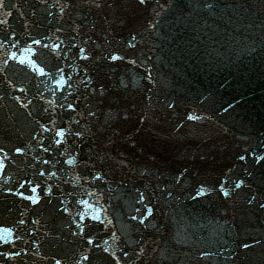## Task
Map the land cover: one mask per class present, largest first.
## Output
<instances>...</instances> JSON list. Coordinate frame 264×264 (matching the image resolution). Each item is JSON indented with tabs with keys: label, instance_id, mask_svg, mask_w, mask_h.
<instances>
[{
	"label": "water",
	"instance_id": "1",
	"mask_svg": "<svg viewBox=\"0 0 264 264\" xmlns=\"http://www.w3.org/2000/svg\"><path fill=\"white\" fill-rule=\"evenodd\" d=\"M263 64H264V0H253Z\"/></svg>",
	"mask_w": 264,
	"mask_h": 264
},
{
	"label": "snow or ice",
	"instance_id": "2",
	"mask_svg": "<svg viewBox=\"0 0 264 264\" xmlns=\"http://www.w3.org/2000/svg\"><path fill=\"white\" fill-rule=\"evenodd\" d=\"M4 6H5L4 0H0V7H4ZM13 7H15V6L13 5ZM8 15H11V13L9 12ZM4 22H6V21H0V23H4ZM35 43H36V44H40V41H39V40H36ZM53 47L55 48V47H58V46H57V45H53ZM117 58H118V57L115 56V55H113V56L111 57V59H113V60H115V59H117ZM41 72H43V69H41ZM67 107H68V108H73L74 106H73L72 104H68ZM56 135H58V136H63V135H64V129L61 128V129L56 133ZM76 135H80V133L77 132ZM56 143H57V144H60L61 141H60V140H56ZM16 151H17V152H22V149L19 148V147H17V148H16ZM240 159H244V157H240ZM69 163H71V161H69ZM0 166H2V165H0ZM241 183H242V182H241ZM237 187H239V185H237ZM33 191H35V189H33ZM198 194H199V193H198ZM19 195L23 196L24 194H23V193H19ZM224 195L227 196V195H228V192L225 191V192H224ZM28 199H31V197H28ZM33 202H35V201H33ZM249 203H251V201H249ZM65 211H67V209H65ZM81 218H83V217H81ZM245 247H247V245H245ZM56 264H60V261H57Z\"/></svg>",
	"mask_w": 264,
	"mask_h": 264
}]
</instances>
